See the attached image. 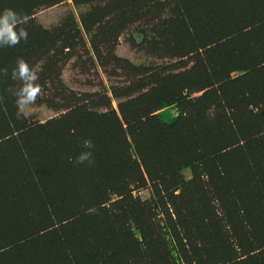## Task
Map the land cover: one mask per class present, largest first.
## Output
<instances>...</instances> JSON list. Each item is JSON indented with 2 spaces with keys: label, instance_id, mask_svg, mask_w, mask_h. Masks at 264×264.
Segmentation results:
<instances>
[{
  "label": "trees",
  "instance_id": "1",
  "mask_svg": "<svg viewBox=\"0 0 264 264\" xmlns=\"http://www.w3.org/2000/svg\"><path fill=\"white\" fill-rule=\"evenodd\" d=\"M68 1L78 18L35 19ZM5 9L28 35L0 46V264H264V0ZM128 31L152 61L116 55ZM19 59L56 117L16 118ZM73 60L119 80L77 93L61 79ZM82 151L94 163L77 164Z\"/></svg>",
  "mask_w": 264,
  "mask_h": 264
},
{
  "label": "rangeland",
  "instance_id": "2",
  "mask_svg": "<svg viewBox=\"0 0 264 264\" xmlns=\"http://www.w3.org/2000/svg\"><path fill=\"white\" fill-rule=\"evenodd\" d=\"M84 9H86V7L77 8L74 7L70 1H68L50 9L41 10L37 12L34 17L44 28H49L58 25L67 14H72L78 18L79 12L84 11ZM129 36L130 31L126 32L119 38V43L115 51L116 55L118 57L128 59L130 62L136 65L152 61L142 53L136 52L130 47L128 40ZM61 79L69 89L77 93L87 91L93 93L100 90V84H102V86H107L112 81L119 80V78H107V75L98 67L92 70L90 74H83L81 69L77 67L74 60L70 61L63 68ZM89 82H91V84H89ZM116 103L117 101L114 102V105H116ZM24 115L30 122H44L50 118L56 117L58 113L48 110L44 106L30 105L24 109ZM140 195L142 198H145L147 197L148 192L142 191L140 192Z\"/></svg>",
  "mask_w": 264,
  "mask_h": 264
},
{
  "label": "clouds",
  "instance_id": "3",
  "mask_svg": "<svg viewBox=\"0 0 264 264\" xmlns=\"http://www.w3.org/2000/svg\"><path fill=\"white\" fill-rule=\"evenodd\" d=\"M28 22L27 15L18 14L12 9H5L0 14V46H15L21 39L27 40V31L19 25H23ZM3 75L7 76V69L0 70ZM13 79H19L22 82V87L18 91H14L12 94L16 97V105L18 111L16 118L19 120L23 117L24 109L30 105H34L37 98L42 92L40 85L36 84L38 76L30 69L27 62L23 59L17 61V67L12 72ZM9 91H12L9 89ZM83 147L86 149H92L94 147L91 140L84 141ZM77 164L94 163L92 159L91 151H82L75 161Z\"/></svg>",
  "mask_w": 264,
  "mask_h": 264
}]
</instances>
